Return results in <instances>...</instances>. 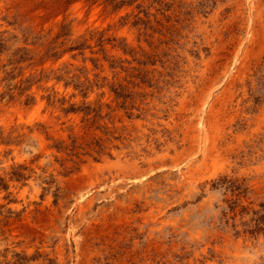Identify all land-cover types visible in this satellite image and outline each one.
Here are the masks:
<instances>
[{
	"label": "rangeland",
	"instance_id": "rangeland-1",
	"mask_svg": "<svg viewBox=\"0 0 264 264\" xmlns=\"http://www.w3.org/2000/svg\"><path fill=\"white\" fill-rule=\"evenodd\" d=\"M0 264H264V0H0Z\"/></svg>",
	"mask_w": 264,
	"mask_h": 264
},
{
	"label": "bare ground",
	"instance_id": "bare-ground-1",
	"mask_svg": "<svg viewBox=\"0 0 264 264\" xmlns=\"http://www.w3.org/2000/svg\"><path fill=\"white\" fill-rule=\"evenodd\" d=\"M252 0H249V3L251 4Z\"/></svg>",
	"mask_w": 264,
	"mask_h": 264
}]
</instances>
